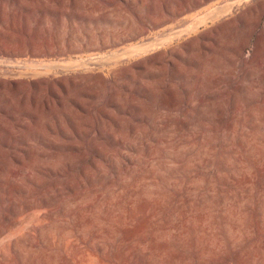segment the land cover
<instances>
[{"label":"rangeland","instance_id":"374dc122","mask_svg":"<svg viewBox=\"0 0 264 264\" xmlns=\"http://www.w3.org/2000/svg\"><path fill=\"white\" fill-rule=\"evenodd\" d=\"M0 264H264V0H0Z\"/></svg>","mask_w":264,"mask_h":264},{"label":"bare ground","instance_id":"6f19581e","mask_svg":"<svg viewBox=\"0 0 264 264\" xmlns=\"http://www.w3.org/2000/svg\"><path fill=\"white\" fill-rule=\"evenodd\" d=\"M235 4H236V3H235ZM226 5H227V4H226ZM226 5H224V6H226ZM231 5H232V4H231ZM231 5H230V6H231ZM222 6H223V5H222ZM224 6H223V7H224ZM232 7H233V6H232ZM226 8H227V7H226ZM230 8H231V7H230ZM215 9L217 10L218 8H215ZM213 11H215V10H213ZM220 11H221V10H220ZM220 11H218V12L215 11V12H217V13L219 14V16H220V14L224 12V11H222V12L220 13ZM225 11H227V10H225ZM228 11H229V10H228ZM228 11H227V12H228ZM211 12H212V11H211ZM212 13H213V12H212ZM217 13H216V14H217ZM210 14H211V13H210ZM210 14H209V15H210ZM224 14H225V13H224ZM212 15H213V14H212ZM222 16H223V14L221 15V17H222ZM211 17H212V16L210 15V18H211ZM217 17H218V16H217ZM197 18H199V17H197ZM208 18H209V17H208ZM208 18H207V19H208ZM213 18H214V16H213ZM213 18H212V19H213ZM193 20H194V19H193ZM191 21H192V20H191ZM194 21H195V20H194ZM183 25H184V24H183ZM188 25H189V24H188ZM181 27H183V26H181ZM184 27H185V26H184ZM180 29H181V28H180ZM180 29H179V30H180ZM175 30H176V29H175ZM175 30H174V31H175ZM179 32H180V31H179ZM166 33H167V32H166ZM169 34H170V33H169ZM174 34H175V33H174ZM164 35H165V34H164ZM175 35H176V34H175ZM159 37H160V36H159ZM162 37H163V36H162ZM162 37H160V38H162ZM164 37H165V36H164ZM166 37H168V36H166ZM171 37H172V36H171ZM157 39H158V37H157ZM159 40H160V39H159ZM166 40H168V39H166ZM163 41H164V40H163ZM147 42H148V41H147ZM158 42H159V41H158ZM158 42H157V43H158ZM146 46L149 47L150 45L147 44ZM151 46H153V45H151ZM151 46H150V47H151ZM150 47H149L148 49H150ZM153 47H156V46H153ZM157 47H158V46H157ZM134 48H135V47H134ZM137 48H138V47H137ZM139 48H140V47H139ZM146 49H147V48H146ZM153 49H154V48H153ZM139 50H140V49H139ZM123 51H124V50H123ZM137 51H138V50H137ZM111 54H112V53H111ZM119 54H120V53H119ZM108 55H109V54H108ZM115 55L117 56V54H115ZM115 55H114V56H115ZM122 55H125V54H122ZM95 57H96V56H95ZM95 57H94V58H95ZM258 61H259V60H258ZM10 62H11V61H10ZM10 62H8V63H10ZM41 62H42V61H41ZM106 62H107V61H106ZM37 64H38V63H37ZM13 65H15V64L13 63ZM18 65H19V64H18ZM20 65H21V64H20ZM15 171H16V170H15Z\"/></svg>","mask_w":264,"mask_h":264}]
</instances>
